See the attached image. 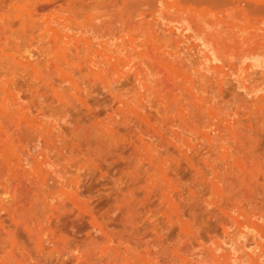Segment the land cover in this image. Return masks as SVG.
Wrapping results in <instances>:
<instances>
[{"label": "rangeland", "instance_id": "rangeland-1", "mask_svg": "<svg viewBox=\"0 0 264 264\" xmlns=\"http://www.w3.org/2000/svg\"><path fill=\"white\" fill-rule=\"evenodd\" d=\"M0 264H264V0H0Z\"/></svg>", "mask_w": 264, "mask_h": 264}]
</instances>
